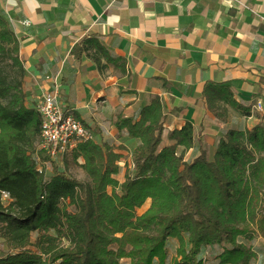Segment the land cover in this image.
Segmentation results:
<instances>
[{
  "label": "trees",
  "instance_id": "obj_1",
  "mask_svg": "<svg viewBox=\"0 0 264 264\" xmlns=\"http://www.w3.org/2000/svg\"><path fill=\"white\" fill-rule=\"evenodd\" d=\"M20 43L0 5V264H253L264 256V243H253L264 238V120L222 128L210 148L187 121L162 146L166 113L157 95L137 116L118 118L120 133L139 141L124 181L116 176L123 154L102 129L63 156L71 153L86 172L89 181L80 180L40 146L43 117ZM94 47L95 59L110 57L97 36L72 53ZM202 97L213 111L222 101L243 107L226 85L207 84ZM195 145L199 154L186 160ZM174 238L180 245L170 260ZM208 247L220 251L209 258Z\"/></svg>",
  "mask_w": 264,
  "mask_h": 264
},
{
  "label": "crops",
  "instance_id": "obj_2",
  "mask_svg": "<svg viewBox=\"0 0 264 264\" xmlns=\"http://www.w3.org/2000/svg\"><path fill=\"white\" fill-rule=\"evenodd\" d=\"M0 5L20 37L32 92L41 100L52 86L47 76L58 74L65 111L97 136L102 129L113 137L121 165L133 164L139 141L127 130L120 133L118 118L137 116L154 96L166 113L162 146L173 144L168 133L187 121L210 148L235 116L247 127L264 117V0H0ZM90 36L99 38L109 58L97 53L95 59V47L80 57L72 53ZM212 83L228 86L243 107L222 101L223 110L208 109L202 93ZM199 151L191 147L185 159Z\"/></svg>",
  "mask_w": 264,
  "mask_h": 264
},
{
  "label": "built area",
  "instance_id": "obj_3",
  "mask_svg": "<svg viewBox=\"0 0 264 264\" xmlns=\"http://www.w3.org/2000/svg\"><path fill=\"white\" fill-rule=\"evenodd\" d=\"M52 86L36 106L43 117L40 146L53 158L63 157L79 141L95 139V133L74 114L65 111L61 100L59 75L47 76ZM4 196L8 194L4 192Z\"/></svg>",
  "mask_w": 264,
  "mask_h": 264
},
{
  "label": "rangeland",
  "instance_id": "obj_4",
  "mask_svg": "<svg viewBox=\"0 0 264 264\" xmlns=\"http://www.w3.org/2000/svg\"><path fill=\"white\" fill-rule=\"evenodd\" d=\"M31 96H32V99L34 100L33 101L34 106H36V104L39 103V101H40L39 95L35 92V90H33ZM233 120H234V124H232V121ZM233 120L231 121V124H232V125L230 124L231 126L236 125V122L238 121L236 116L234 117ZM263 120H264V117L261 118V120H260L259 123H262ZM228 126H229V124L226 127H228ZM95 135H96V138H99L96 133H95ZM65 157H66L65 159H67V161H64L63 157L56 158L57 163H60V165H62L65 162L68 171L70 173H72L75 177H77L80 180L89 181L88 175L81 168V166L79 164H77V163L74 162L71 153L68 154V155H66ZM120 166H121V169H120L119 173L116 176L119 178V181L122 182L125 179V175H126L128 169L131 168L133 165H129L128 163H126V164H123V165L120 164ZM51 172H52L51 171V167H49L48 168V175H50ZM109 190L111 191V188ZM5 199H7V197H5ZM150 203H151V199H149L145 203V205L138 210V212L139 213H142L143 211H145L150 206ZM70 208L71 209H74V206H70ZM252 241L251 240H248V239L246 240V242L248 244H251ZM253 243L254 244L264 243V238L262 236L258 235L257 238L253 241ZM179 245H180V240L178 238H174V239H172L170 241V243H169V249H168L169 256H170L169 259L170 260L176 256L177 248L179 247ZM219 251H220V247H216V248L208 247V250L206 251V254L205 255L207 257L211 258L212 255H214V253H217ZM263 262H264V256L262 258L260 256H257L254 259L253 264H263ZM170 264H172V262H170Z\"/></svg>",
  "mask_w": 264,
  "mask_h": 264
}]
</instances>
